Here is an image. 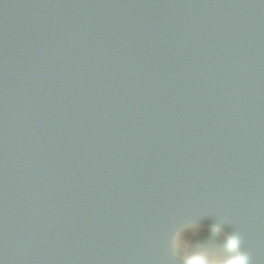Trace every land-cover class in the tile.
<instances>
[{
  "label": "water",
  "instance_id": "water-1",
  "mask_svg": "<svg viewBox=\"0 0 264 264\" xmlns=\"http://www.w3.org/2000/svg\"><path fill=\"white\" fill-rule=\"evenodd\" d=\"M264 264V0H0V264Z\"/></svg>",
  "mask_w": 264,
  "mask_h": 264
},
{
  "label": "rangeland",
  "instance_id": "rangeland-1",
  "mask_svg": "<svg viewBox=\"0 0 264 264\" xmlns=\"http://www.w3.org/2000/svg\"><path fill=\"white\" fill-rule=\"evenodd\" d=\"M210 231H214L225 237V235L222 232H219V230L217 231L200 227H194L187 230L181 239L185 256L193 264H232L237 259V251L234 256L230 257L221 240L222 237L213 243V238L206 236ZM202 235H205L206 237L202 241L197 242L196 238ZM229 243L231 242L229 241Z\"/></svg>",
  "mask_w": 264,
  "mask_h": 264
},
{
  "label": "trees",
  "instance_id": "trees-1",
  "mask_svg": "<svg viewBox=\"0 0 264 264\" xmlns=\"http://www.w3.org/2000/svg\"><path fill=\"white\" fill-rule=\"evenodd\" d=\"M207 232V231H206ZM207 237H210V238H213L212 239V242L214 243V242H216V241H218L219 240V238L220 237H222V242L224 243V246L226 247V249H227V253H228V255L230 256V257H232V256H234L235 254H236V249L232 246V244L231 243H229V241L225 238V237H223L222 235H220V234H218V233H216V232H214V231H210V232H208V235H206ZM205 235L203 236H199V237H197L196 238V241L197 242H200V241H202L205 237H206Z\"/></svg>",
  "mask_w": 264,
  "mask_h": 264
}]
</instances>
